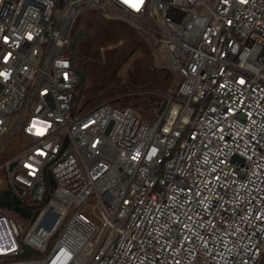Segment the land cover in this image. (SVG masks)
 I'll list each match as a JSON object with an SVG mask.
<instances>
[{"label": "built area", "instance_id": "built-area-1", "mask_svg": "<svg viewBox=\"0 0 264 264\" xmlns=\"http://www.w3.org/2000/svg\"><path fill=\"white\" fill-rule=\"evenodd\" d=\"M93 13L178 78L154 120L77 101ZM18 130L0 264H264V0H0V150Z\"/></svg>", "mask_w": 264, "mask_h": 264}, {"label": "rangeland", "instance_id": "rangeland-1", "mask_svg": "<svg viewBox=\"0 0 264 264\" xmlns=\"http://www.w3.org/2000/svg\"><path fill=\"white\" fill-rule=\"evenodd\" d=\"M86 23L87 35L76 48L78 66H86L80 69L85 71L78 90L81 105L90 108L118 96L115 105L133 107L142 118L154 120L159 100L175 90L178 78L161 64L154 66L150 43L140 33L96 13L87 16ZM83 29L84 20H76L74 37ZM16 134L0 150V165L29 144L25 138L19 142ZM0 184L6 186L1 171Z\"/></svg>", "mask_w": 264, "mask_h": 264}, {"label": "water", "instance_id": "water-1", "mask_svg": "<svg viewBox=\"0 0 264 264\" xmlns=\"http://www.w3.org/2000/svg\"><path fill=\"white\" fill-rule=\"evenodd\" d=\"M83 20H84V29H83V32L76 35L73 40H72V44H71V52H72V55H71V60H72V63H73V69L74 71L76 72V74H78V76L81 78V81H84L85 77H84V73L85 71L83 70H80L78 68V66L76 65L75 63V55L77 54L76 52V48H77V45L79 43V41L84 37L86 36V15H83ZM80 100V96L77 97V101ZM166 103L167 101L165 100L160 108V113L163 112V110L165 109L166 107ZM49 180L52 181V184L54 186V181L52 180V177L49 175ZM14 206H15V211L23 216H28V213H26L25 211H23L21 208H20V204H19V201L18 200H15V201H12ZM0 206L2 208H5V207H9L10 204L8 202H6L5 200L2 199V193L0 194ZM25 252H31V249L30 248H25Z\"/></svg>", "mask_w": 264, "mask_h": 264}, {"label": "trees", "instance_id": "trees-1", "mask_svg": "<svg viewBox=\"0 0 264 264\" xmlns=\"http://www.w3.org/2000/svg\"><path fill=\"white\" fill-rule=\"evenodd\" d=\"M154 66L157 67V65H154ZM81 84H82V81L80 82V84H79V86H78V90H79ZM164 100H165V98L159 100V103H162ZM18 134H19V142H20V141H22L21 139H24V137H23L22 132H21L20 130L17 131V134H16V135H18ZM16 135H15V136H16ZM20 138H21V139H20Z\"/></svg>", "mask_w": 264, "mask_h": 264}, {"label": "flooded vegetation", "instance_id": "flooded-vegetation-1", "mask_svg": "<svg viewBox=\"0 0 264 264\" xmlns=\"http://www.w3.org/2000/svg\"><path fill=\"white\" fill-rule=\"evenodd\" d=\"M79 42H80V41H79ZM76 52H77V51H76ZM77 59H78V52H77V54L75 55V63H76V65L78 66V64H77ZM85 67H86L85 65H84L83 68H80V67L78 66L79 69H86Z\"/></svg>", "mask_w": 264, "mask_h": 264}]
</instances>
